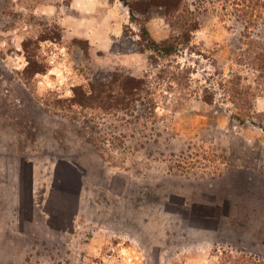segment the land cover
<instances>
[{
	"label": "rangeland",
	"instance_id": "obj_1",
	"mask_svg": "<svg viewBox=\"0 0 264 264\" xmlns=\"http://www.w3.org/2000/svg\"><path fill=\"white\" fill-rule=\"evenodd\" d=\"M126 1L0 0V264H264V0Z\"/></svg>",
	"mask_w": 264,
	"mask_h": 264
},
{
	"label": "trees",
	"instance_id": "obj_2",
	"mask_svg": "<svg viewBox=\"0 0 264 264\" xmlns=\"http://www.w3.org/2000/svg\"><path fill=\"white\" fill-rule=\"evenodd\" d=\"M149 1H151L153 4L158 3L157 0L156 1L149 0ZM124 2L129 7L131 16H134L135 10H136L135 5H133L132 3L126 0H124ZM181 2L182 0H161L160 4L164 6L166 10V14H168V13L174 12L175 10L179 9ZM142 29H143V33L146 34L148 46L152 48L153 50L157 52L165 53V54H171L177 50V47L174 43H168V42L158 43L155 40L151 39L147 28H142ZM114 86H117L118 88L121 89V91H124V92L128 90L127 82L124 79H120V78L114 79L113 89H114ZM94 89L95 88L93 87L92 90ZM82 93L83 92L81 90L75 91V95L77 96V98L74 100L76 103L80 105H84L85 103H89V102L92 103L93 101H96L99 98H101V93H98V92L97 94L96 93L94 94L93 92L91 94H87L84 92L83 95L81 96ZM114 94L115 92L113 93V106L121 102V99L119 98V96L114 97L115 96ZM214 256L218 257V260H217V263H212V264H258L257 262L252 260L253 257L251 255H248V257L247 256L236 257V256H233L231 252L227 250L222 251L221 254L219 253V250L218 251L216 250L214 253Z\"/></svg>",
	"mask_w": 264,
	"mask_h": 264
},
{
	"label": "crops",
	"instance_id": "obj_3",
	"mask_svg": "<svg viewBox=\"0 0 264 264\" xmlns=\"http://www.w3.org/2000/svg\"><path fill=\"white\" fill-rule=\"evenodd\" d=\"M71 4L75 8H78L80 11L84 12L87 10L90 11V9L96 5H99V0H71Z\"/></svg>",
	"mask_w": 264,
	"mask_h": 264
}]
</instances>
